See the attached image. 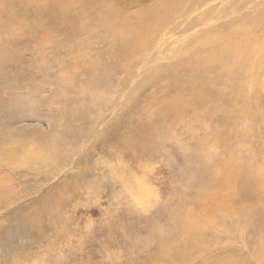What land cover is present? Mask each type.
Listing matches in <instances>:
<instances>
[{"label": "rangeland", "instance_id": "obj_1", "mask_svg": "<svg viewBox=\"0 0 264 264\" xmlns=\"http://www.w3.org/2000/svg\"><path fill=\"white\" fill-rule=\"evenodd\" d=\"M207 3L129 51L162 0H0V264H264V0ZM230 16L252 65L195 102L168 66Z\"/></svg>", "mask_w": 264, "mask_h": 264}, {"label": "bare ground", "instance_id": "obj_2", "mask_svg": "<svg viewBox=\"0 0 264 264\" xmlns=\"http://www.w3.org/2000/svg\"><path fill=\"white\" fill-rule=\"evenodd\" d=\"M24 1H25V3L27 2V0H24ZM185 1H189V3L186 5V8H183V3L185 4ZM30 2H31V0H30ZM49 3H52V1L49 2ZM87 4H89V0H87ZM206 5H208L207 0H198V2H195L194 0H192V1L191 0H162V5L159 6V8H157V12L160 14V17L162 16L161 19L157 20V19H154L153 17H151L152 16V8H151L149 16H148V19L146 20L147 23H145L147 25V27L145 25L142 26V23L144 24L143 20H141V21L139 20L138 23H137L138 24L137 27L142 29V30L139 31L140 32L139 35L136 34L135 36L132 37L130 35L132 34L133 30L131 28H129V29L127 28L126 29L127 30L126 31V37H125L126 41H124V42H126L127 44H125V45H127V48L129 49V51H131V50H139V49L143 50L144 48L146 49V48H148L149 43L155 42L154 38H156L157 36L162 34L161 32L165 28V26H164L165 24L163 25V21L164 22L166 21V23H167V20L171 19L172 15L173 16H177V17H184L185 19H187V18H189L190 13L196 12V11L199 13V18L198 19H201L200 17H202L204 15H210L212 13L211 10L215 9L214 6H211V7L206 8L203 11H198L199 9L203 8ZM115 12L119 13L118 11H115ZM158 13H156V14H158ZM233 13H234V11H233ZM107 15H108V17H107L106 21L108 23L106 22V25L108 27L113 29V27H112L113 24L117 25V24L121 23V22L119 23V20H118L119 18H117V16L113 12L112 13L109 12V13H107ZM243 16H239V17L238 16H234L235 18L230 16V18H229L230 20H229V22L227 24L221 25V26H219L216 29L215 32L220 34V36H218L217 38L214 37V34H215V33H213L214 30H211L210 28L205 27L203 32H202V36H199L198 38L195 37L194 39H192L193 42L188 41L189 43H187L186 45H188L189 48H187V49L180 48L179 51L183 54V56H180L179 57L180 59L177 62H175V63L171 64L170 66H168V68H170V70L168 68L167 69H168V73H170V75L172 76L171 78H173V76L176 74L175 71L181 70V72H180V74L178 76V79H177L178 80V82H177L178 88L180 89V91H187V93H189V95H191V96L194 95L196 97V101L195 102H198L199 100H201L202 103H205V102L208 101V99H211L212 97H215L216 94L218 93V90H215V89L211 88V86L213 84H216L219 80H221L223 78H225V79H223L222 82L226 81L227 77L229 78V76H228L229 73L230 74H232V73L234 74L237 70L240 71V69L245 67V65L250 64L249 61H250V58H252L251 55H250L251 48H252L251 47V43L248 40L241 41L242 36L240 35V30H241L240 26H242V23L251 22L252 18H250V16H249V17H246V20H245V19H243ZM256 17H257V19L259 18V16H256ZM260 18H261L260 20H262V23H261V27H260L261 30H260V33H259V35L261 37L260 36L259 37L262 38V35L264 34V18L263 17H260ZM127 20H126V22H127ZM121 21H122V19H121ZM201 22L202 21H200V20H188V21L185 22L184 27H185L186 30H189V29H192L193 27H195L196 25L197 26L198 25H202ZM139 23H140V25L142 27H140ZM196 23H200V24H196ZM239 23H241V24H239ZM124 24H122V25H124ZM120 26H121V24H120ZM225 27H227L226 28L227 32H225L224 30L222 32L220 29H223ZM114 28H116V27H114ZM123 29H125V28H123ZM245 31H247V33L252 35L250 37H253V36L255 37V35L252 34L254 32V30L249 31V29H246ZM211 32L213 33V36L211 38L207 39L206 41L207 42H211L215 46L214 42H215V38H216V40L218 41L220 46H216L217 47L216 51H213L211 49L209 51H206V50L201 51V48H198L194 42L196 41V39H197V43L201 42ZM116 33L114 32V34H116ZM121 33H122V31H121ZM136 33H138V30L136 31ZM143 36H146L147 40L142 41V37ZM159 37H161V36H159ZM254 37H253V39H254ZM256 37L258 38V36H256ZM139 38H141V39H139ZM118 39H119L120 42L123 41L122 38H118ZM257 40H255V41H257ZM262 41L264 42V37H263ZM254 42H253V45H254ZM263 42H261V44ZM258 43H260V42L258 41ZM116 45H118V44H116ZM256 47H253V51H254V48H256ZM259 48L261 49V51H257L258 50L257 49V50H255L256 52L253 53L254 54L253 55V62H251V63L254 64V65H258V63H260V61H262V59H264L263 58L264 57V47H263V50H262L261 47H259ZM124 49H126V47H124ZM262 51H263V53H262ZM127 52H126V54H127ZM128 53H131V52H128ZM202 54H204V55H202ZM128 55H130V54H128ZM262 62H264V61H262ZM252 64H250V65H252ZM216 68H220V70L222 69L221 71H222L223 74L220 73L221 76L217 75V72H215ZM248 69H250V68H248ZM250 70L254 71L252 68ZM172 72H175V73L171 74ZM218 72H219V70H218ZM238 73L240 75L241 71L238 72ZM242 73H243V71H242ZM235 75L238 76L237 72H236ZM248 77H250V76H248ZM239 78H241V77H239ZM242 78L244 79L243 75H242ZM173 79H175V78H173ZM241 79H239V80H241ZM169 80H171V79H169ZM247 80H248V78H247ZM186 82L189 84L187 87H186ZM229 82L231 83V81H229ZM172 83H173V81H172ZM236 83L238 85L239 81H237ZM144 84H145V81H144ZM233 84H234V82H233ZM241 85H242V83H241ZM167 86H168V84H167ZM169 87H170V85H169ZM237 87H239V86H237ZM241 90H239V92ZM212 91L215 93V95H213ZM236 91H238V90L236 89ZM242 92H243V90H242ZM182 93H184V92H182ZM181 95L182 94L180 93L177 97H175V96L172 97L174 99V101L171 100L172 98L167 99V104H165V107L167 108V106H169L171 109L174 110V112L176 114H178V112L180 111L179 107H182V111H183V108L185 106L184 105L185 104L184 103L185 100L181 101L182 100V96ZM190 104L192 105V109L195 110L194 107H193V105H195L194 104V100H191ZM187 108H190V107H187ZM167 112H169V110ZM170 112H172V111H170ZM174 112H173V114H174ZM159 117H160V115H159ZM161 119H163V120L165 119L164 118V114L161 115ZM51 122L52 121H48V124L50 126L52 125ZM148 130H150V129H148ZM31 151H29L28 153H30ZM14 152H15V149L12 148L10 156H12L14 154ZM35 154L38 155L39 152L36 150Z\"/></svg>", "mask_w": 264, "mask_h": 264}]
</instances>
